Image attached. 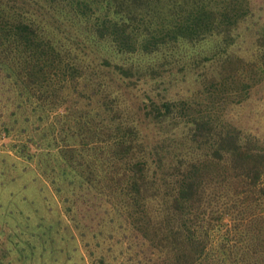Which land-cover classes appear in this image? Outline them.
<instances>
[{"label": "trees", "instance_id": "trees-1", "mask_svg": "<svg viewBox=\"0 0 264 264\" xmlns=\"http://www.w3.org/2000/svg\"><path fill=\"white\" fill-rule=\"evenodd\" d=\"M214 4L0 0L9 118L47 125L36 150L106 198L152 264H264V145L229 117L264 81V34Z\"/></svg>", "mask_w": 264, "mask_h": 264}, {"label": "rangeland", "instance_id": "rangeland-1", "mask_svg": "<svg viewBox=\"0 0 264 264\" xmlns=\"http://www.w3.org/2000/svg\"><path fill=\"white\" fill-rule=\"evenodd\" d=\"M221 1L211 0L215 11L241 17L231 29L246 38L264 34V0H242L241 11V0ZM4 79L0 72V129L8 127L0 130V264H152L149 245L106 198L65 174L56 156L36 150L47 147V125L31 115L27 123L24 114L9 118L14 109L3 91ZM185 85L193 89L192 82ZM139 87L137 94L145 90ZM229 117L264 145V81L231 108Z\"/></svg>", "mask_w": 264, "mask_h": 264}]
</instances>
